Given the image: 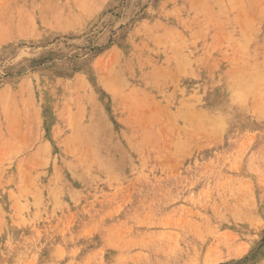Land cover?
<instances>
[{
  "label": "rangeland",
  "instance_id": "rangeland-1",
  "mask_svg": "<svg viewBox=\"0 0 264 264\" xmlns=\"http://www.w3.org/2000/svg\"><path fill=\"white\" fill-rule=\"evenodd\" d=\"M0 264H264V0H0Z\"/></svg>",
  "mask_w": 264,
  "mask_h": 264
}]
</instances>
